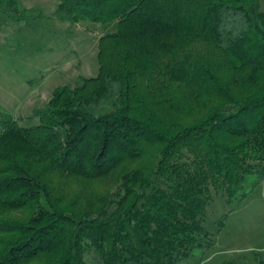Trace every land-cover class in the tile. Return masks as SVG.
<instances>
[{"label": "trees", "instance_id": "trees-1", "mask_svg": "<svg viewBox=\"0 0 264 264\" xmlns=\"http://www.w3.org/2000/svg\"><path fill=\"white\" fill-rule=\"evenodd\" d=\"M262 7L58 0L71 27L116 31L99 41L97 77L57 88L36 125L0 112V264L204 262L214 195L237 210L264 184Z\"/></svg>", "mask_w": 264, "mask_h": 264}, {"label": "rangeland", "instance_id": "rangeland-1", "mask_svg": "<svg viewBox=\"0 0 264 264\" xmlns=\"http://www.w3.org/2000/svg\"><path fill=\"white\" fill-rule=\"evenodd\" d=\"M18 1L29 11L24 21L8 14V1L0 0V112L24 118L21 126L31 127L37 123L27 118L44 108L57 88L97 77L99 41L115 32L116 24L71 27L54 16L58 0ZM256 9H250L254 18ZM205 226L217 235L216 243L204 262L192 264H224L240 256L255 264L253 251L264 252V184L237 210L215 194Z\"/></svg>", "mask_w": 264, "mask_h": 264}, {"label": "crops", "instance_id": "crops-1", "mask_svg": "<svg viewBox=\"0 0 264 264\" xmlns=\"http://www.w3.org/2000/svg\"><path fill=\"white\" fill-rule=\"evenodd\" d=\"M262 5H263V1H262Z\"/></svg>", "mask_w": 264, "mask_h": 264}]
</instances>
